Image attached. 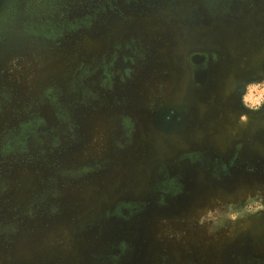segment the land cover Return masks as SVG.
<instances>
[{
  "label": "rangeland",
  "instance_id": "rangeland-1",
  "mask_svg": "<svg viewBox=\"0 0 264 264\" xmlns=\"http://www.w3.org/2000/svg\"><path fill=\"white\" fill-rule=\"evenodd\" d=\"M262 84L264 0H0V264H264Z\"/></svg>",
  "mask_w": 264,
  "mask_h": 264
},
{
  "label": "clouds",
  "instance_id": "clouds-1",
  "mask_svg": "<svg viewBox=\"0 0 264 264\" xmlns=\"http://www.w3.org/2000/svg\"><path fill=\"white\" fill-rule=\"evenodd\" d=\"M255 90L256 95L254 98L249 99V95L244 97V103L249 109H258L260 108L261 104L264 103V84L255 86L254 89L250 88L249 92ZM242 121L245 119V117L240 118ZM264 206L258 205L255 209H249V211H256L259 210Z\"/></svg>",
  "mask_w": 264,
  "mask_h": 264
},
{
  "label": "snow or ice",
  "instance_id": "snow-or-ice-1",
  "mask_svg": "<svg viewBox=\"0 0 264 264\" xmlns=\"http://www.w3.org/2000/svg\"><path fill=\"white\" fill-rule=\"evenodd\" d=\"M252 98V92L250 91L249 92V99H251Z\"/></svg>",
  "mask_w": 264,
  "mask_h": 264
}]
</instances>
